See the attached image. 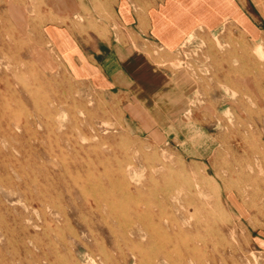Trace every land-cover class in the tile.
<instances>
[{
    "label": "rangeland",
    "instance_id": "obj_1",
    "mask_svg": "<svg viewBox=\"0 0 264 264\" xmlns=\"http://www.w3.org/2000/svg\"><path fill=\"white\" fill-rule=\"evenodd\" d=\"M66 1L0 0V264H264V0H231L258 37L229 21L172 51L140 42L198 85L173 125L165 109L134 115L125 83L89 80L70 34L85 18ZM127 7L108 36L124 44L136 40Z\"/></svg>",
    "mask_w": 264,
    "mask_h": 264
},
{
    "label": "crops",
    "instance_id": "obj_2",
    "mask_svg": "<svg viewBox=\"0 0 264 264\" xmlns=\"http://www.w3.org/2000/svg\"><path fill=\"white\" fill-rule=\"evenodd\" d=\"M49 1V0H48ZM56 0H53L55 3ZM69 15L85 18L84 24L72 27L71 35L82 36V41L94 44V54L88 55L87 48L79 43L84 60L91 62L88 72L91 81L102 83L104 78L110 85L125 83L130 92V109L141 116L147 109L167 110L169 123L179 124L178 118L187 113L192 105L191 95L197 91V83L185 71L168 72L150 53L151 40L164 49H177L192 34L214 31L217 27L233 22L252 38L258 37L255 24L242 13L231 0H67ZM130 6V20L125 22L129 35L136 37L133 43H119L108 36L119 35L120 9ZM127 7V9H128ZM104 9L109 15L104 16ZM106 36V37H104ZM87 39H85V38ZM94 38V42L91 41ZM91 42V43H90ZM90 45V46H91ZM107 47L106 56L103 46ZM72 74L74 66L82 67L83 59L76 57V50H69ZM98 57V58H97ZM94 58V59H93ZM94 60V62L92 61ZM75 62V63H74ZM98 62V63H97ZM98 64V65H97ZM132 95V96H131Z\"/></svg>",
    "mask_w": 264,
    "mask_h": 264
},
{
    "label": "bare ground",
    "instance_id": "obj_3",
    "mask_svg": "<svg viewBox=\"0 0 264 264\" xmlns=\"http://www.w3.org/2000/svg\"><path fill=\"white\" fill-rule=\"evenodd\" d=\"M261 53H262V51H261ZM62 135L65 137V135H67V132H63ZM62 135H61V137H62ZM57 139H59V137H57ZM163 178H165V176L163 174H160L158 176V178H156V179L159 180V179H163ZM224 187L226 190H228L232 186H229L225 182ZM198 188H199L200 194L204 198L203 202H204L205 212L207 213L208 216H211V218L213 219V221L215 223L224 227L227 224L228 218L226 216L224 208L222 207V205L220 203V197H219L220 195H219V189H218L217 185L215 183L210 182V181L208 182V181L202 180L198 183ZM165 198L168 199V193L165 194ZM212 198H214V202H212ZM262 205H264V202L262 203ZM178 215L181 216L182 211H180L178 213ZM187 225H188V221L184 220L182 223L181 231H185L187 229ZM130 235L132 238L136 239V238L145 237L146 233L142 230V228H134L130 231Z\"/></svg>",
    "mask_w": 264,
    "mask_h": 264
}]
</instances>
